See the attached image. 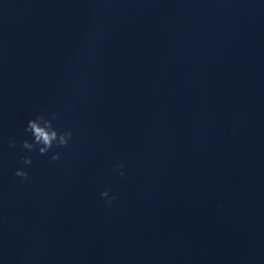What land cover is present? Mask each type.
Wrapping results in <instances>:
<instances>
[{"label": "water", "instance_id": "obj_1", "mask_svg": "<svg viewBox=\"0 0 264 264\" xmlns=\"http://www.w3.org/2000/svg\"><path fill=\"white\" fill-rule=\"evenodd\" d=\"M0 264H264V0H0Z\"/></svg>", "mask_w": 264, "mask_h": 264}, {"label": "clouds", "instance_id": "obj_2", "mask_svg": "<svg viewBox=\"0 0 264 264\" xmlns=\"http://www.w3.org/2000/svg\"><path fill=\"white\" fill-rule=\"evenodd\" d=\"M57 113L52 114V119H47L43 115H38L35 119L28 122L26 131L30 132L33 136V140L30 142L24 140L22 147L28 151H35L39 146L38 151L40 155H47L55 145L57 148H67L73 140L74 133L71 129L60 131L53 126L52 120L57 118ZM11 147L16 146V141L10 142ZM51 161H59L61 159V153L59 151L54 152L51 157ZM21 162L27 167H31L33 160L30 156L21 157ZM125 165L121 162H116L113 165V171L118 173L119 176H125ZM15 176L21 178L22 182H28L31 177L25 168H18L15 171ZM101 197L105 198L106 206H111L114 201L118 200L116 194H110V190L106 189L101 193Z\"/></svg>", "mask_w": 264, "mask_h": 264}]
</instances>
